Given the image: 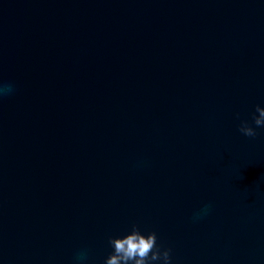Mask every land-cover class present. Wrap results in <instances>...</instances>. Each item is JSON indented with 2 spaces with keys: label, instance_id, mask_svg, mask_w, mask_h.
<instances>
[{
  "label": "water",
  "instance_id": "95a60500",
  "mask_svg": "<svg viewBox=\"0 0 264 264\" xmlns=\"http://www.w3.org/2000/svg\"><path fill=\"white\" fill-rule=\"evenodd\" d=\"M257 105L264 0H0V264H264Z\"/></svg>",
  "mask_w": 264,
  "mask_h": 264
},
{
  "label": "clouds",
  "instance_id": "9594fccd",
  "mask_svg": "<svg viewBox=\"0 0 264 264\" xmlns=\"http://www.w3.org/2000/svg\"><path fill=\"white\" fill-rule=\"evenodd\" d=\"M256 113L253 115V127L247 120L241 122L239 131L247 137L255 138L257 128H264V107L257 105ZM110 245L114 252L105 264H153L162 261V264H171V249L161 250L157 245V235L152 232L144 235L137 226H133L130 234L123 238H110Z\"/></svg>",
  "mask_w": 264,
  "mask_h": 264
}]
</instances>
